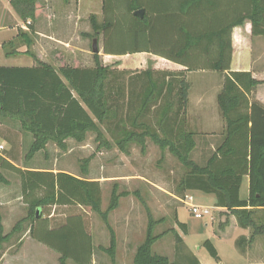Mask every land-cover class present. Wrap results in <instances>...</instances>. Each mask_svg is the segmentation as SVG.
Returning <instances> with one entry per match:
<instances>
[{
    "label": "trees",
    "instance_id": "trees-1",
    "mask_svg": "<svg viewBox=\"0 0 264 264\" xmlns=\"http://www.w3.org/2000/svg\"><path fill=\"white\" fill-rule=\"evenodd\" d=\"M9 1L24 21H33L39 12L37 0ZM109 6L108 0H102L101 24L91 18L94 36L102 33L104 54L145 51L181 64L186 71L226 72L217 95L225 121L221 141L204 163L191 159L196 133L185 127L189 84L183 71L145 69L129 77L125 85L117 81L115 69L103 65L99 54L94 53L92 67L63 64L55 68L41 61L31 67L0 66V114L19 120L22 129L32 134L27 157L43 149L48 141L65 149L68 138L81 142L88 131L101 137L98 125L108 121L113 124L108 131L120 150L129 142L149 137L186 169L180 180L182 191L213 194L215 205L232 211L239 227L251 228L252 235L264 231L263 216H256L257 210L264 208V105L250 99L252 91L264 80L253 77L251 71L230 69L235 27L249 22L251 35L264 37V0L226 4L214 0H125L129 31L134 38L147 42L130 50L107 47L108 35L118 23L115 14L109 13ZM139 9L144 11L142 17L133 14ZM26 42L29 43L27 38ZM155 42L162 46L155 47ZM126 71L122 69L120 73ZM153 108L156 126L145 120ZM1 162L4 168L20 175L22 193L30 198L32 238L57 252L59 264H69L67 260L88 264L92 240L80 214L69 215L56 226L50 225L46 217H36V210L40 213L52 205L89 206L99 213L111 233L110 245L105 250L114 259L115 237L107 223V212L117 206L125 192L116 193L113 188L107 211H102L98 180L64 171L21 170L3 158ZM244 176H248L249 185L248 195L242 199L239 192ZM0 183L7 184L1 173ZM177 225L187 234L184 222L177 220ZM17 228L18 225L13 229ZM153 229L154 222L149 220L145 239L133 255V264H179L152 252L159 237ZM7 238L8 235H2L0 224V245ZM176 238L182 241L180 236ZM248 241L243 235L235 240L239 253L245 252ZM203 246L212 258L219 260L211 240H205ZM184 259L187 264H200L192 253Z\"/></svg>",
    "mask_w": 264,
    "mask_h": 264
},
{
    "label": "rangeland",
    "instance_id": "rangeland-1",
    "mask_svg": "<svg viewBox=\"0 0 264 264\" xmlns=\"http://www.w3.org/2000/svg\"><path fill=\"white\" fill-rule=\"evenodd\" d=\"M237 2H245V0H237ZM108 3L109 13L115 14L118 23L108 35L107 47L114 50H130L146 45L147 42L134 38L129 31L125 20V0H108ZM36 8L43 14V18L35 27L32 24V28L54 33L53 35L66 41L65 46H53V49L58 50L57 53L65 64L80 67L94 66L92 40L96 38L99 60L103 65L115 69L118 82L126 85L129 77L136 75L140 70L128 68L126 72L120 73L125 63L138 60L136 56L106 57L102 54L103 36L101 32L94 36L91 21L93 17L97 24L102 23V0H67V2L37 0ZM13 10L7 1L0 2V14L3 15L1 22L4 25L11 23L10 13ZM66 13L71 15L75 13L76 17L64 19L63 15ZM25 24L30 30V24L27 22ZM26 37L25 27H18L17 33L15 31L13 35L2 36L4 45L1 46L0 51L6 53L26 45ZM44 40L54 45L53 40L46 38ZM153 45L162 46L157 42ZM46 50L48 53L50 49ZM252 59L254 70L264 71V37L262 36H254L252 39ZM142 81L141 79L140 82ZM256 93L264 95V89L261 88L259 93L255 92L254 98L251 93L250 99L258 101ZM145 120L151 126H156L154 108ZM18 122L20 124L19 120ZM112 125L108 121L107 124L98 125L102 131L101 137L97 136L95 131H88L81 142L68 138L65 141V149L58 147L53 141H48L43 149L31 157H27L33 141L31 133L23 134L20 147L9 148L0 140V144L4 147L0 153V160L4 157L13 158L14 165L21 169L64 171L88 180H98L102 191V211H107L113 188L116 193H126L119 197L117 206L107 212V223L115 237L113 260L105 250L110 245L111 233L99 213L89 206L77 204L52 205L41 209L39 215L42 218L46 217L52 226L62 223L69 215H82L92 240V255L88 264H133V255L145 239L149 220L154 222L153 234L159 235L151 250L153 253L167 256L170 262L187 264L184 256L192 253L200 264H264V231L252 235L251 228L246 230L239 228L234 222L233 212L216 208L215 196L203 192L192 193L195 197L193 203L211 208V213L196 218L187 204L189 200L185 198L190 191H182L180 186V180L186 169L178 159L167 149L162 150L149 137L141 142H129L124 150H120L108 131ZM209 141L217 145L221 138L215 136ZM211 151L212 149L197 144L190 157L193 161L202 164ZM0 172L7 179V186L0 184V223L6 225L2 233L12 231L11 234L14 235L9 243L0 246L3 250L9 247V253L26 252L27 255L26 259L5 256L0 260V264H59L60 255L49 247L36 248L29 244L27 239L18 242L21 235L30 230L32 224L28 204L30 198L22 193L21 178L18 173L1 165ZM243 190H247V182L243 184L242 192ZM256 216L260 217V214L257 213ZM177 220L187 225V234L178 227ZM16 225L18 228L14 230ZM242 234H245L243 236L250 241L245 243V252L241 254L235 245V240ZM177 235L181 237V242L177 240ZM27 236L32 238L30 231ZM207 239L215 246L219 260L212 258L203 246V242ZM67 263L76 264L71 260H67Z\"/></svg>",
    "mask_w": 264,
    "mask_h": 264
},
{
    "label": "crops",
    "instance_id": "crops-1",
    "mask_svg": "<svg viewBox=\"0 0 264 264\" xmlns=\"http://www.w3.org/2000/svg\"><path fill=\"white\" fill-rule=\"evenodd\" d=\"M1 1L2 0H0V2ZM5 1H7L10 4L9 0H5ZM214 1L216 3L226 4V3L236 2L237 0H214ZM65 2H67V0H65ZM11 8L14 9L12 5H11ZM153 15H156V13H153ZM2 16L3 15L0 14V48L1 46L4 45L3 44L4 40H2L3 39L2 36L9 35V34L13 35V32L15 31L17 33L18 27L20 28L25 27L27 31L26 38L29 41V43L26 42V45H21L19 48L14 49V51L5 53L1 50L0 51V66H3V67H31V66L37 65L38 61L48 63L55 68H58L62 66L63 64H65L63 59H61L60 54L57 53L58 50L56 51L55 49H53L54 48L53 46L55 47H59L60 45L65 46L67 44L66 41H62V39L53 35L54 33H49V32L47 33L41 29L31 28L32 24H34V27H35V25L43 18L42 17L43 14L41 12H38L36 14L35 19L33 21H30V19H28L27 21H24L14 9L10 13L11 23L9 25H4L1 22L3 19ZM48 16L51 17V15H48ZM72 16L76 17V14L74 13V15H71L70 13H66L63 15V18L69 19ZM26 22L27 24L31 25L30 30L26 27V24H25ZM250 28H251L250 23L245 22L244 25L235 27L232 31L233 51H232L230 69L240 70V71L241 70L251 71L253 77L260 79V80H264V71L257 72L254 70V65H253L254 60L252 59V39L254 38V36L251 35ZM36 36H39L40 39L37 38ZM44 38L48 40H53L52 42H54V45H52L53 43H48L47 41H45ZM48 48L50 50L48 51V53H46L47 52L46 49ZM101 52L106 57H120V56L128 55V56H136L138 58V60H135L133 62L128 61L127 63H125L121 67L122 69L138 68L140 70L151 69L153 71H168V72H175V73L183 71L186 81L189 84V89H188V94H187L186 113H185V127L187 130L193 131L196 133V136H195L196 146L198 144V145H201L203 148H208V149L210 148L212 150L214 149L215 144L209 141L210 138L215 137V136H219V138H222L223 136L222 134L225 129V121L221 116V112L217 104V95L222 89L223 78L226 72L224 73V72H219V71H214V70L186 71L185 66L181 64L170 61L162 56H159V55H156L150 52H145V51L127 53L124 55H109V54H104L103 51ZM73 66H76V65H73ZM261 88L264 89V83L259 84L255 88V90L252 91L253 98H254V93L255 92L259 93ZM256 98L259 102L264 103V95L262 93H259V95L256 93ZM18 123H19L18 120H15L9 116H4L0 114V140L5 145L9 146V148H12V147L14 148L16 146L20 147L22 145L23 134L30 133L28 131L24 132V129H22L21 127V123L20 124ZM30 140L31 139H29V142ZM3 159H5V161L13 165L15 164V160L13 158L4 157ZM0 165L2 166V162H0ZM21 170L52 171V170H47V169H34V168H25V169L23 168ZM77 177H80V176H77ZM245 182H247V190L246 191L243 190L242 192V186ZM0 184L2 185L4 184V186H7L5 183H0ZM248 185H249L248 176H244L241 187H240V192H239L240 198L245 199L247 197L246 195H248ZM189 191L190 193H187V194L191 195L193 199L195 197L192 195V193L194 192L202 193L201 191H198V190H189ZM214 199L216 203V198ZM215 207L220 210H226L225 208L218 207L216 205ZM257 213L260 214V216L261 215L264 216V208L257 210ZM234 222H236V226H238L236 218ZM0 224L2 225V229H3L2 231H5L6 229L5 223L1 222ZM241 229L246 230L247 228H241ZM28 232H29V229L28 231L24 232L21 235V237L18 239V242H20L23 239H27L29 240V244H32V246L36 248H39V249L47 248L46 245H44L43 243L28 237L27 236ZM11 233L12 231L2 233L3 236L8 235V238L4 240L2 244L3 243L7 244L10 242V239H12V237L14 236ZM242 235H245V234H242ZM5 256H7L8 258H14V259H26L27 258L26 252L9 253V247L6 250H3L2 247L0 246V260L3 259Z\"/></svg>",
    "mask_w": 264,
    "mask_h": 264
},
{
    "label": "built area",
    "instance_id": "built-area-1",
    "mask_svg": "<svg viewBox=\"0 0 264 264\" xmlns=\"http://www.w3.org/2000/svg\"><path fill=\"white\" fill-rule=\"evenodd\" d=\"M4 149L3 145L0 144V153ZM185 198L189 200L187 203L188 206L190 207L191 213L196 217V218H202L205 215H209L211 213V208L205 207V206H198L193 203L194 199L191 195H185Z\"/></svg>",
    "mask_w": 264,
    "mask_h": 264
},
{
    "label": "water",
    "instance_id": "water-1",
    "mask_svg": "<svg viewBox=\"0 0 264 264\" xmlns=\"http://www.w3.org/2000/svg\"><path fill=\"white\" fill-rule=\"evenodd\" d=\"M143 10L142 9H139V10H136L133 12V14L135 16H138V17H142L143 16ZM92 52L93 53H98L99 52V48L97 46V39L96 38H93L92 40ZM39 216V210H36V217Z\"/></svg>",
    "mask_w": 264,
    "mask_h": 264
}]
</instances>
